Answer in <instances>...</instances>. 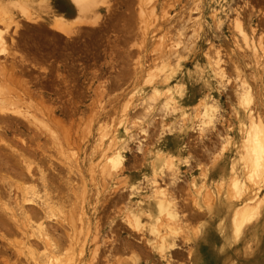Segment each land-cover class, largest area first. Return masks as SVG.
Listing matches in <instances>:
<instances>
[{
    "label": "rangeland",
    "instance_id": "obj_1",
    "mask_svg": "<svg viewBox=\"0 0 264 264\" xmlns=\"http://www.w3.org/2000/svg\"><path fill=\"white\" fill-rule=\"evenodd\" d=\"M147 1L148 0H107L106 5L102 6L100 4V7H97L95 11V17L99 19L98 24H100V27L97 24L98 27H88L89 29L87 28V34H90L89 31H91L92 33L91 35H89L91 38L86 34V31L82 32L81 30L80 35H82L84 38L86 36V38L84 41L81 37L78 44L79 46L82 45L84 47H79L77 44L76 46H78L79 49H77V47L75 46L76 51H74L73 48L68 49V52L70 50L72 51L67 54L64 50L63 53L62 51L60 53L57 46H55L54 51L49 47V44L47 46L45 45L46 40L45 38H43V35L40 32V28L44 31L46 30V25L44 24L41 25L42 27L37 28L33 24L18 19L20 27L15 29L16 33L13 32V27H10L8 29V34L11 35L13 39L17 40V45L14 48V52L17 56L16 58L19 59V57H24L26 59V63H23V67L18 66V68H22V71H24V69L30 70L27 75L22 76V79L27 83V91L24 89L25 93H23L20 86L16 85V82L13 83L14 85H12V83H9L10 89H12V93L10 92L9 94V100L13 99L12 97H14V101L18 98L17 95L16 98L14 95L19 94L20 98L22 99L21 101L28 106L30 105L29 107H31V112L34 113L35 116L40 119L46 118L44 119V122L45 124H49L48 127L51 126L50 128L55 130L53 127L54 124H52L49 119L58 117L62 121L63 126H65V129H68V127L70 128L68 130V135H63L62 129H60V132L62 133H60L58 130V142L53 143L47 135L48 132H46L43 128L39 127L38 131L32 128L34 132L32 131V129L28 128L31 131L29 135V133L26 134V131L24 129H15L13 124L7 123L4 125H0H3L7 129L9 127L8 125L11 126V131L7 134H2V136L0 137L4 138L7 144H10L13 149L21 151L22 153L26 152V149L30 148L28 149V152L30 151V154H32V150V156H36L37 158H39L38 155L41 152V158H44L43 155H45L46 157V160L41 159L43 160V163L46 162V164L42 166L43 169H46V171L48 172L50 170L49 165L52 162L51 166L53 165L52 167H57V169L61 172L62 177L65 175H67L65 176L66 178L68 177V182H66L67 184L63 181L66 179L65 177L62 178V181L63 185L68 186V189H66V186H64L65 189H63L65 191L69 190L68 192L70 193V195L67 196V194L69 193L67 191L66 193H63L65 191L61 192L62 190L60 189L56 192V194H53V200L54 202H56L55 208L57 207V202L65 207H63L64 211L66 212V216L64 217L65 220L60 222L57 221V226L52 224L53 222H50L52 220L51 218L47 220L48 222L43 219L41 220L42 222H44V225L50 224L52 228H55L58 235H63V233H65L63 235L64 237L60 236V239L58 238L60 240L61 247L58 246L59 243L57 242L58 249L56 251L58 253L54 255L53 259L55 260L56 258V261L61 260V262L59 261L58 264L62 262L64 264H136V256H138L139 264H166V262L155 255L153 253V250L151 249L152 242L150 240L153 239V237L147 235L146 232L135 233V231L131 229L130 225L125 224L126 211H128L129 204L131 203L127 201L129 195L128 182L133 179L137 180L138 183H141L139 184L140 187L144 186V181L146 179L150 180L151 177L150 157L153 152L161 149L162 151H164V153L174 152L175 155H177L178 153L179 156L177 155V157L181 159L185 155L186 157L184 158V162H187V164H179V171H177L178 174L173 173L172 171L165 174L166 179L163 178V182L165 184H171L173 182L177 185V188H172L171 190L169 188V191L176 199V202L177 200H179V202H177L179 203V205H176L178 207H183L185 210L184 212H186H183L182 218L184 217V231L185 233L189 234V237L184 235L177 243L179 247H182V252L184 255L180 253L181 251H177L178 254L171 255V257H169V263L264 264V181L255 182L253 186L249 184L251 190L256 191V202H262V204L260 203L259 206V210H261L259 211L258 215L252 218L250 224H247L243 228L241 232L242 235L240 234L237 239H233L232 243L229 244H224V235L222 234V229L226 224V220L228 219V216L232 209L231 205L233 202H229L228 200L226 201V199L220 200L217 197L221 194H216L219 176L220 174H223L225 172L223 164L226 165V161L224 158L225 156H221V154L226 151L224 150L225 148H228L229 150L231 145H233L231 143L234 140V136L236 135L235 133L238 129L235 123L234 116L240 104L238 98H235V96H237L236 94H238V92H236V89H239L241 74L246 78V85H248L250 89L252 88V93L250 94L251 97H254L249 103L250 106L248 104L247 111L249 110V108L250 110H254L257 108L260 112L259 114L261 115V117L264 118V53L262 54L261 52L259 56L253 58L252 60L248 59L247 57L243 58L241 55H239L241 53L238 51V49H236L237 47L234 43L238 41V43L240 44L241 41L239 35L237 34V30L234 29V26L232 24V19L233 17H235L233 16L235 13V8L238 10L242 9L240 10V13L246 12L248 10L246 13H241L242 17L244 18V20H242L243 18H241V20L244 21V26H247L245 28V32L248 34V36H252L253 39L257 41V44L258 41L262 40L263 42L261 43L264 47V26L255 28L256 31H254L255 33L253 34L251 33L252 25L249 22L250 16L253 14H259L256 20L257 22L260 21L261 17L264 18V0H257V2L254 0ZM33 2L39 4L38 8H40V10H43V8L45 7V4H43L41 0H33ZM49 2L52 4L51 7H53V10L55 8L54 13L56 15L60 14V12L57 11V8L61 9L66 7L62 6V4L66 2V0H50ZM143 2H146L147 4ZM223 4L224 6L228 7L227 9H225L226 13H224L225 7L223 6ZM152 7H154L155 9L153 12L154 15H151L150 12ZM242 7H244V10ZM251 7L253 10L251 9ZM249 9L253 11V14ZM112 10L114 11L112 12ZM140 10H142V12H144L143 14H145L146 16L145 17L144 15H142V20H145V22L141 23V25L143 24V27L147 25L145 28H147L148 31L145 32V36L141 35L142 30L139 29L138 25L140 24L141 20L139 19ZM126 14H129L128 17L132 15V18H128ZM260 14H262V16ZM121 15H123V19H121ZM137 17H139V20L137 19ZM114 18H118L120 21H123L125 18V24H130V26L133 27L131 29H134V31H131V37L129 34L125 33V27H122L124 26V22L121 23L120 21H116V23L114 22ZM246 22H248V24ZM120 23L123 25H119ZM141 25L140 27H142ZM91 29L97 30L99 32L102 31V35L97 31L92 32ZM132 32L134 33L132 34ZM93 34L95 37L97 34L98 36L100 35L101 37L99 38L101 39H94ZM125 34L129 36L127 37V35ZM45 47L49 49L47 51L46 49L43 50V48ZM169 47L179 50L175 62H173V57V59L167 58L169 59V62L171 61L172 64H176L173 66L171 64L173 72L177 74L176 76H183L186 69L190 72L189 80L185 79L187 90L185 91L186 101L183 103L184 109L181 111L182 113L180 115H176L175 117H169L162 120L160 118V115L155 114L158 107V105L156 104L153 113L150 115H147L145 113L141 117V121L138 122L133 118V121H135L138 125H141L140 127L146 131V135L141 134L139 129H131V132L135 134V140L132 143L130 141L127 145L128 147L126 148V152L124 154V166L122 168L123 175H120L122 178H117V170L109 171V173H111V176H103L104 174L100 172V168L98 167L99 163L94 164V162L96 163L95 158H98L99 153V149H97V147H99L100 143L98 142V140L101 141V139L99 138V136L101 137L100 130H98L99 126L100 129H102L101 125H111L110 127L108 126V129L112 131V129L121 120L125 119L123 120V122L126 123L128 121H132L130 115L123 116L122 114L123 106L127 101L129 102V105L131 104V107L129 106V108L139 114L141 108L143 107V105H141V102L143 104L145 103L142 100L144 99V96L149 92V87L142 84L143 79L147 74V69H153V63H166L168 60L165 61L164 58H166V56L163 57L164 55H166L165 53H167L166 50H173ZM80 48H82L84 51L82 49L81 51ZM51 50L54 53L53 55ZM162 51H164L165 53ZM215 51L223 54L220 55L223 56L224 64H226L224 83L228 84L226 85V87H224L226 89L224 93H222V97L219 98L221 110L220 116H218L219 118L217 117L216 121L214 122V127H209L208 129L203 128L202 132V127H199V121H196L198 120V116L196 114L199 110H196V112L195 106H197L196 103L199 101V99L209 93V89L207 85H205L204 82L200 80V76L197 74L195 66L197 65L200 68L203 67L205 63L204 61L206 60V55L209 56L208 53L212 54ZM72 52L75 53L73 54ZM83 52L87 54L84 53V55L82 56ZM43 53H45V55ZM46 53H48L47 56ZM36 54L39 55L37 56ZM159 55L161 58H159ZM0 56V61L3 62L4 57H2V55ZM75 56L76 59H74ZM259 58H261V60ZM32 59L34 60V62ZM36 59L38 62L36 61ZM235 59H237V61ZM42 60L43 62H41ZM247 60L249 67L247 65L245 66V64H247ZM39 61L41 63H39ZM234 61H236L239 65L238 70L240 72V77L239 75L237 76V73L232 70L234 69ZM71 62H74L75 66L74 63ZM230 62L233 63L231 64ZM240 62L241 65L239 64ZM6 63L9 64L10 60H7ZM70 64H73V66L70 67ZM255 66V70L257 71L258 75L254 74L252 76V67ZM69 67L70 70H67V68L69 69ZM150 72H152V70ZM247 73L249 76L247 75ZM255 75L258 77H256ZM142 76L144 77L142 78ZM247 80L249 82H247ZM255 84H257V88L254 94L253 89L255 88ZM14 90L17 91L15 92ZM20 94L23 96H21ZM11 95L13 96L11 97ZM66 109L69 110L67 111ZM50 113L52 115H50ZM40 114L42 115L40 116ZM122 117L123 119H121ZM182 121L183 123H181ZM184 123L186 129H184L183 131L179 130V127L182 128L181 125H183ZM125 126L128 125L124 124V127ZM111 127L113 128L111 129ZM8 130H10V127ZM169 130L172 132L167 133ZM20 132L21 134H18ZM161 132L162 138H160L158 134H161ZM36 135L39 136V138ZM17 136L19 139L17 138ZM12 137H14L15 139H13ZM226 138H229L230 140L228 142H225ZM21 139L25 143L20 142L19 140ZM107 140L108 137L104 141ZM128 140L129 138H127L126 142H128ZM31 141H33V143ZM2 146L3 145H0V154L2 155V157L4 154V156H7H5L6 158L9 157L8 159H12L11 155L14 156L16 154L15 152H12L13 149L9 151V149L5 147V145L4 147ZM7 149L8 151H6ZM7 152L9 156L7 155ZM16 160L14 162H16V165H19V167L16 166L17 168L15 167V169L22 172L23 164L19 161L18 163ZM213 160L215 161L213 162ZM37 163L40 166L41 163ZM33 166L36 168L35 164ZM69 170L71 171V173L69 172L67 174V171ZM2 172L3 171L1 170L0 176H12H9L10 178H12V180L10 179V181H8L9 184L8 182H6L8 186L12 181L14 183L15 180H18L15 177L14 173ZM35 173L36 171L34 172V174ZM227 180L228 179L225 180V183L227 182ZM19 181L17 182L19 183ZM21 182H24L23 184L19 183V185H24H20L23 188H28L32 185L31 180H28L27 178H25V180H22ZM71 182H73L72 185L70 184ZM82 182L86 183L87 189L85 197L82 198L84 199V201L83 203H80L82 202V199L79 195L81 194L82 190L81 188H79L81 187L79 183L81 184ZM1 183L0 186H2ZM76 185H79V187H76ZM73 186L77 188L75 189L78 191L76 192L77 194L79 193V195H76L80 198L77 197L79 201H77V207L76 209H73L72 213V209H70L72 208L70 207L72 206V204H68V202H74L75 200L72 199L76 196L74 195V193L72 194V191L74 190ZM70 188H72L71 191ZM120 188L125 189L126 192L122 191L117 194L118 191L117 193L115 191H112L113 189L118 190ZM206 188L209 191L206 190ZM2 189L3 188L1 187L0 194H2ZM37 189H40L39 184H37ZM13 190H15V188H13L11 183V192L10 195L8 194L9 197L7 198L10 204L12 203V205L10 206L14 205L13 193L16 190ZM18 191L19 190H17L15 193L19 198L20 195ZM205 191L210 192L209 200H207L206 196H204L206 193ZM60 192L62 195L65 194L63 195L65 196V203H62L64 200L62 196L60 197L61 199L59 198L60 200L57 198V196H60ZM38 194H42L41 189L38 191ZM117 195H120L119 197L122 199H120ZM55 197L56 200L59 201H56ZM67 197H70L72 200L68 199ZM116 199H118L119 201H117ZM124 199H126V201ZM194 201H196V203ZM236 203L237 201L234 200V204ZM80 204H82V210L80 208ZM207 204L209 208L212 209V213L206 210V207H208ZM25 206L28 207L29 205L27 204ZM130 207L133 206L131 205ZM196 207H202L200 211H204L205 214H196L194 211L195 209H197ZM78 208L80 209L78 210ZM34 209L37 210V207L34 206ZM178 209H180V207ZM69 210L72 213V218L73 216H77L78 214L77 220H75L76 217H74L75 219H72L73 222L75 220L74 223L76 226L72 223V220L68 219V214H70ZM190 212L192 213V215L190 214L188 216ZM83 215L85 216L84 219ZM80 216L81 218H79ZM1 218L3 219V221ZM66 219L69 222L71 221L70 226L69 222H65L67 221ZM86 219H88L89 221ZM18 221H20L19 223L22 226L23 220ZM78 221L81 222L82 226H80V223ZM87 221L89 222V224ZM64 222L67 223L66 226ZM73 225L74 227L72 228L75 229L76 227L77 230V232L76 230L74 232L75 238L72 234V231L74 230L70 228ZM87 226L89 227L87 228ZM80 229L82 233L79 231ZM193 229L195 231L197 230V232L194 233ZM17 230L18 229H16L13 220H11L7 215V212H3L0 209V264H23L24 262V264H27L24 258V254H30L33 250L38 251L42 254L48 253L50 248L42 241H38L29 237V240L27 239L28 243L25 245V238L21 233H18L20 231ZM27 230H24L26 236L34 231L33 227H30V229ZM65 235L67 237H65ZM50 237L51 239L53 238L52 236ZM50 237L49 240L52 242L53 240H51ZM64 242L66 244H64ZM70 242L71 247L69 245ZM80 242L81 246L84 245V255L83 253H81L82 247L80 246ZM16 243H20L21 245L23 244V248L22 246L18 247ZM47 246L49 249L47 248ZM93 246L99 249V251L96 250V254L97 252L99 254L96 255L94 253L93 250L95 249V247ZM59 247L64 249V251L70 248L72 252L70 251L69 253L71 255L68 256V254L61 250ZM113 247H118V249ZM187 247L191 253V255L189 256L184 251ZM38 248L40 249V251ZM17 249L20 255L22 253L21 256L17 254ZM60 250L63 252H61ZM100 252H102L101 254L103 255L104 259L103 257L101 258L102 255L100 254ZM59 253L60 255L62 254V258L60 257V255H58ZM91 253L96 257H93ZM91 258L93 260H91ZM46 263V259H42L40 262V264Z\"/></svg>",
    "mask_w": 264,
    "mask_h": 264
},
{
    "label": "bare ground",
    "instance_id": "obj_2",
    "mask_svg": "<svg viewBox=\"0 0 264 264\" xmlns=\"http://www.w3.org/2000/svg\"><path fill=\"white\" fill-rule=\"evenodd\" d=\"M49 1L50 0H41V2H43V4H45V7L43 8V10H40V8H38L39 4L34 3L33 0H0V26H2V27H0V29H1L0 30V55H2V57H4V59H3L4 61L3 60H2L3 62L0 61V125L1 124L4 125L7 123L13 124L15 129L16 128L24 129L26 131V134L29 133V135H30L31 131L28 128H30V129L34 128L36 131L39 130V127L43 128V129H45L46 132H48L47 135L49 136L51 141L54 143V142H58V139H59V136L57 134L58 130L60 132V129H62L63 133L62 132H60V133H62L63 135H68L69 134L68 130L70 128L68 127V129H65V126H63L62 121L58 117H57L58 119L55 117L49 119L51 121V123L54 124L53 127L55 130L50 128L51 126L48 127L49 124L46 123L47 124L46 125L44 122V119H46V118L40 119L37 116H35L34 113L31 112V109H30L31 107H29L30 105L28 106L27 104H25L24 102L21 101L22 99L20 98L19 94L14 93L15 98H16V95L18 98L13 101L14 97H12L13 95H11V97L13 99L9 100L10 99L9 94L12 91V89H10L9 83H12V85H14L13 83L16 82V85L20 86V88H22L21 90L23 91V93H25L24 89L27 91V89H26L27 83L25 82V80L22 79V76L27 75L28 72H30V70L24 69V71H22L21 70L22 68H18V66L23 67V63H26V59L24 57H19V59L16 58L17 56H16V53L14 52V48L17 45V40L13 39L12 36L8 34V29L10 27H13L14 28L13 32L16 33L15 29L20 27L19 20H23L27 23L33 24L37 28L42 27L41 25L44 24V25H46L45 26L46 30L44 31L40 28V30H41L40 32L43 35V38H45V40H46L45 45L47 46L49 44V47L52 50H54L55 46H57L60 53H61V51L63 53V50H64L65 53L67 54V53H70L72 51V50H70L68 52L67 51L68 49L73 48V50L76 51L75 46L80 42L81 37H82V40L85 41L86 36L84 38L82 35H80L81 30H82V32H84L87 30L88 27L95 28V27H98L100 25V24H98L99 19L95 17L96 16L95 11H96L97 7H100V4L102 6L106 5L107 0H66V2L64 4H62V6H66L65 8H61V9L57 8V11L60 12V14H58V15H56L54 13L55 8L53 10V7H51L52 4ZM254 1L257 2V0H254ZM147 2H149V0ZM143 3H146V2H143ZM251 3H252V1H251ZM223 6H224V4H223ZM248 6H249V2H248ZM224 7H225L224 13H226L225 9H227L228 7H226V6H224ZM252 7H251V9H252ZM242 8L244 10V7H242ZM108 9H112V8H108ZM246 9H247V7H246ZM154 10H155L154 7H152L150 10L151 15H154V13H153ZM240 10H242V9H240ZM240 10H238L236 8L234 9L235 13L233 16H235V17H233V19H232V24L234 26V29L237 30V32H238L237 34L240 37L241 43L239 44L237 41L234 44H236V47H237L236 49H238V51L241 53L239 55H241L243 58L247 57L248 59L252 60L253 58H256L257 56H259L261 52H262V54L264 53V47L262 46V43H261L263 41L260 40V41H258V44H257L256 43L257 41H255L252 36H248V34L245 32V28L247 26L246 27L244 26L245 24H244V21H242V20H244V18L242 17V14L246 13L248 10L246 12H243V13L241 12L242 14L240 13ZM252 10H250L251 13L253 12ZM113 11L114 10H112V12ZM139 13H140V18L137 17V19L138 18L141 19L140 24H138L139 29L142 30L141 35L145 36V32L148 31L147 28H145L147 25L144 27H143V24L141 25V23L145 22V20H142V15L145 16V14H143L144 12H142V10H140ZM248 13H250V12H248ZM128 15L126 14L127 17H128ZM258 15H256V14H253L251 16L249 15L250 21L249 20L248 21L252 25V27H251L252 32L251 33H253V34L255 33L254 31H256L255 28H257L259 26H264V18L261 17L262 14H260L261 15L260 16L261 19L259 18L260 21H258V22L256 21ZM122 16L123 15L120 16L121 19H123ZM137 16H139V15H137ZM120 17H119V19H120ZM145 17H143V18H145ZM263 17H264V15H263ZM128 18H132V15ZM241 18H243V19L241 20ZM114 19H115L114 22L120 21L118 18H114ZM124 20H125V18H124ZM124 20L120 21V22L122 23V22H124ZM121 23L119 25L124 24V26H122V27L123 28L125 27V30H126V31L124 30L125 33L130 35L131 31H134V29H131L133 27H131L130 24H128V23L125 24V22L123 24H121ZM246 23L248 24V22H246ZM250 23H249V25H250ZM97 24H98V26H97ZM140 25L142 27H140ZM84 28H85V30H84ZM145 29H146V31H145ZM94 31L96 32L97 30H92V32H94ZM89 32H90L89 35H91L92 34L91 31H89ZM97 32H99V31H97ZM100 33L102 35V31H100L99 34ZM133 33L134 32H132V34ZM86 34H87V31H86ZM127 34H125V35H127ZM129 35H127V37ZM97 36H98V34L96 35V37ZM93 37H94V39H98V40L101 39V38H99V37H101L100 35L96 38L93 34ZM130 37H131V35H130ZM90 38H89V40H90ZM258 38H259V35H258ZM260 39H261V37H260ZM235 40H236V38H235ZM78 46H79V44H78ZM78 46H76L77 49H79L80 46L84 47L82 45H80L79 47ZM169 48L173 49L172 47H169ZM45 49L47 51L49 48L48 49L46 47L43 48V50H45ZM81 49L82 48H80V50ZM52 50H51V52L53 55L54 53ZM87 51H89V50H87ZM178 51L179 50H177V49H173V50L167 49L166 50L167 53L162 51L166 54L163 56V57L166 56V58H164L165 61L166 60H168V61L164 64H162V63L160 64L159 62H158L159 64L153 63L154 66H153V69H151L152 72H150L151 70L149 68H148L149 70L146 68L147 74L144 72L146 75H145V77L142 76V78L144 77L142 84L149 87L148 88L149 92L144 96V99L142 100L145 103L143 104L141 102V105H143V107L141 108V111L139 112V114H137L134 110H131L129 108V106L131 107V104L129 105L128 101H127L128 103L126 102L127 104L126 103L124 104L123 109H122L123 116H129L130 115L132 121H128L127 123L123 122V120H125V119H123V117H122L121 119H123V120L120 119L121 121L120 122L118 121L119 123L115 127L113 126L114 128L111 127V129L113 128L112 131H110L108 129L111 125L110 126L108 124H106L107 126L105 124H104L105 126L101 125L102 129H100V126H99L98 130H100V135H101V137L99 136V138L101 139V141L98 140V142L100 143L99 147H97V149H99L98 150L99 153H98V158H95L96 163L94 162V164L99 163L98 167L100 168V172L102 174H104L103 176H105V175L109 176L111 174V173H109V171H112V170L116 171L117 170V178H122L120 175H123L122 174V172H123L122 168L124 166V154L126 152V148L128 147L127 145L130 141L132 143L135 140V137H134L135 134L131 132V129H133V130L139 129L141 134L146 135L145 134L146 131L140 127L141 125H138L135 121H133L134 119H136L139 122V121H141V117L145 113L147 115L152 114L153 111L155 110L156 104L158 105V107H157L155 114L160 115V118L162 120L169 118V117H175L176 115H178V114L180 115L182 113L181 111L184 109L183 103L186 101L185 100L186 99V92L185 91L187 90L185 79L189 80V78H190L189 73L190 72H189V70L186 69L184 75L178 76V77L176 76L177 74H175L173 72V68L171 67L172 63H171V61L169 62V59L174 58L173 62H175L176 57L178 56L177 55ZM43 52H45V51H43ZM85 52H86V50H85ZM85 52H83L82 56L84 55ZM40 53H42V52H40ZM72 53L74 54L75 52H72ZM213 53H212L213 55L209 54V53H208L209 56L206 55V60L204 61L205 63L203 65V67L200 68L197 65L195 66L196 72L200 76V80H202L204 82V84L207 85V87L209 89V93L207 95L203 96L201 99H199V101L196 103L197 104V106H195L196 109L193 107L195 109V111L199 110L198 113L196 114L198 116V117L196 116L198 119L196 121H199V123H200L199 127H202L201 131L203 128L208 129L209 127L210 128L214 127V125H215L214 122L216 121L217 117L220 116V111H221L219 98L222 97V93H224V91L226 89L224 87H226V85L228 84V83H226V84L224 83V81H225V70H226L225 65L226 64H224V59L222 56L223 54L219 53L217 51H215ZM39 54H36V55L38 56ZM43 54L45 55V53H43ZM47 54L48 53H46V56H47ZM71 54H70V56H71ZM85 54H87V53H85ZM220 54H222V55H220ZM56 55H58V54H56ZM56 55H54V56H56ZM210 55H212V56H210ZM34 57H36V56H34ZM77 58H79V57H77ZM159 58H161L160 55H159ZM167 58H169V59H167ZM74 59H76V56ZM229 59H230V57H229ZM259 59L261 60V58H259ZM7 60L8 61L10 60L9 64L6 63ZM235 60L237 61V59H235ZM36 61H37V59H36ZM236 61H234V64H233L234 69H232V70L237 73V76L239 75V77H240V72L238 70L239 65ZM33 62H34V60H33ZM41 62H43V60ZM41 62L39 61V63H41ZM177 62H178V60H177ZM71 63H74V62H71ZM255 63H256V61H255ZM15 64H17V65H15ZM239 64L241 65V62ZM173 65H176V64H172V66ZM246 65L249 67L248 60H247V64H245V66ZM250 65H252V64H250ZM69 66L72 67L73 64L72 65L70 64ZM74 66H75V63H74ZM70 67H69V69L67 68V70H70ZM255 68H256V66L252 67V72L250 71L251 69L249 70L251 72L252 76L254 74L258 75ZM72 69H74V68H72ZM247 75H248V73H247ZM256 77H258V76H256ZM245 79L246 78L243 77L241 74L240 82H239L240 92H239V89L237 88L236 92H238V94H236L237 96H235V98H238L239 104H240L238 106V108L235 112V116H234L235 123H236L238 129H237V132L235 133L236 135L234 136V140L231 143L233 145H231L229 150H228V148H225L224 150H226V151L221 154V156H225L224 158L226 161V165L223 164L225 172L223 174H220V176L218 175L219 180L217 183L216 194H221V195H219L217 198H219L220 200L226 199V201L228 200L229 202H233L231 205L232 209L230 211L228 219L226 220V224H225L224 228L222 229V234L224 235V244L232 243L233 239H237L240 236L243 228L247 224H250L253 217L258 215L259 211L261 210V209L259 210L260 203L262 204V202H260V203L256 202V200H255V198L257 197L256 191L251 190L249 184H251L253 186V184L255 182L264 181V122H263L264 118L261 117V115L259 114L260 112L257 108L254 110L252 109L253 111L250 110V108H249V110L247 111L248 104L250 103L251 99L254 97H251L250 93H252V91H251L252 88L250 89V87L248 85H246L247 83H246ZM253 79H255V78H253ZM183 81H184V84H183ZM247 82H249V81L247 80ZM256 86H257V84L254 85V87H255L253 89L254 94H255V90L257 88ZM18 93H20V92H18ZM21 96H23V95H21ZM249 106H250V104H249ZM41 115L42 114H40V116ZM50 115H52V114L50 113ZM181 123H183V121ZM52 124H50V125H52ZM124 124H127L128 126L124 127ZM3 125L0 126V136H2V134H7L8 132L11 131L10 125H8L10 127V130H8L9 127L7 129ZM181 126H182V128L179 127L180 128L179 130L183 131L184 129H186L185 123ZM137 127H139V128H137ZM32 131H33V129H32ZM21 132L18 134H21ZM171 132L172 131L169 130L167 133H171ZM158 134H159L160 138H162V132H161V134L160 133H158ZM158 134H157V136H158ZM3 137H4V135H3ZM37 137L39 138V136H37ZM107 137H108V140L104 141ZM12 138L15 139L14 137H12ZM17 138H18V136H17ZM127 138H129L128 142H126ZM29 140H31V139H29ZM229 140H230L229 138H226L225 142H228ZM4 141H5L4 138L0 137V145H3L2 147H4V145H5V147H7L9 149V151H11V149H13V148L10 146V144H7V142L6 141L4 142ZM19 141L22 143H25V142H23L22 139ZM33 141H31V142L33 143ZM22 143H20V144H22ZM26 145H27V143H26ZM8 149L6 151H8ZM28 149H30V148H28ZM28 149H26L27 150L26 152H22V153H21V151L13 149L12 152L13 153L15 152L16 154L14 156L11 155L12 159H8L9 157L6 158L7 156L5 155L6 156L5 157L4 154L2 157V155L0 154V169L3 172L14 173L15 177L18 180H15L14 183L12 181L11 183H12L13 188H15L16 191L19 190L18 192L20 195V197L18 198L16 193H15L16 191L13 190V191H15L13 193L14 205L10 206V205H12V203L10 204V202H9V200H7V198L9 197L10 192H11L10 191L11 183L8 186V184H9L8 181H10V179L12 180V178L9 177L11 175L0 176V183L2 182L1 183L2 186H0V188L1 187L3 188L2 194H0V209L3 212H7V215L10 217L11 220H13L16 229H18L20 231L18 233H21L23 235V237L25 238V240H24L25 245L28 243L27 239L30 237V238L36 239L38 241L44 242L50 248L49 249L47 246V248L49 249L47 254H45V253L42 254V253H39L38 251H34V250L31 251L30 254L25 253L24 258H25L27 264H40L42 259L47 260L46 264H58V262L59 261L61 262V260L56 261V258H55V260L53 258H54V255L58 253L56 250L58 249L57 247L60 246V240H59L60 238L59 237L63 236L65 233H63V235H58L55 228H52L50 226V224L44 225V222H42L41 220L43 219V220L47 221L51 218L52 220L50 222L51 223L53 222L52 224H54L56 226H57V223H56L57 221L60 222V221L65 220L64 217L66 216V212L63 209L64 206L60 205L57 202L58 208L57 207L55 208L56 202H54V200H53V197H54L53 194L54 193L56 194V192L59 191V189L62 190L61 192L65 191L64 186H66L67 187L66 189H68L67 185H63V181L65 183L68 182V177L67 178L65 177L67 175L62 177L61 172L57 169V167H55V166L52 167L53 165L51 166L52 162L49 165V161H48V165H49L50 170L47 169V170H49L47 172L46 169L42 168V166L44 164H46V162L44 161L45 163H43L42 162L43 160H41V159L46 160L45 155H43L44 158L43 157L41 158V152H40V154L38 155L39 158H37L36 156L34 157V156H32L33 151L31 150L32 154H30V151L28 152ZM0 150H1V148H0ZM185 150H187V149H185ZM24 151H25V147H24ZM2 152H3V150H2ZM25 154H26V156H25ZM7 155H8V152H7ZM177 155H178V153H177ZM177 155H175L174 152L173 153H164V151H162L161 149L156 150L155 152L152 153V155L150 157V162H151L150 163V167H151L150 180H148V179H146L145 181L143 180L145 182V184L143 183L144 186H142V187H140L139 184H141V183H138L137 180L131 179L128 182L129 195H128L127 201L129 203L130 202L131 203L129 204L128 211H126V215H125L126 222H125V224L130 225L131 229L133 231H135V233L136 232L137 233L146 232L147 235H149L150 237H153V239L150 240L152 242L151 243V245H152L151 249L153 250V253L155 255H157L158 257H160L161 259H163L164 262H166V264L172 263V262L169 263V257H171V255L178 254L177 251H181L180 253L183 254L182 247H179L177 243L184 235L189 237V234L185 233V231H184V229H185L184 223H183L184 217L182 218L183 212L185 210L181 206H179L180 209H178L179 207L176 204L179 205V203H177V202H179V200H177V202H176L175 201L176 199L172 196L171 192L169 191V188H170V190L172 188H177V185L174 184L173 182L171 184L170 183L165 184L163 182V178H165L166 173H170L172 171H173V173H177V171H179V169H178L179 164H182V163L187 164V162H184V158L186 157L185 155L183 156L182 159L178 158ZM218 156H220V155H218ZM15 160L17 162L19 161L20 163L23 164V165L20 164L23 166V168L21 167L22 172L15 169L16 166L19 167V165H16V162H14ZM215 160H213V162ZM37 162L41 163L40 166L38 165ZM34 164H35L36 168L33 166ZM24 166H25V169H24ZM21 168H19V169H21ZM35 171H36V173L34 174ZM174 171H176V172H174ZM23 172H26V173H23ZM69 172L71 173V171L69 170V171H67V174ZM64 177L66 179L62 181V178H64ZM25 178H27L28 180H31V182H32L31 183L32 185L28 188L22 187V186H24V185H22L24 182L22 183L21 181L25 180ZM226 179H228V180L225 183ZM79 180H78V182H79ZM17 181H19V183H22V184H20L22 186H20ZM6 182H8V184ZM72 183L73 182H71L70 184L72 185ZM37 184H39V188L42 191L41 195H39L40 193L38 194V191L40 189L39 190L37 189ZM79 185L81 187H79ZM79 185L78 186L76 185V187L81 188V190H82L81 194L80 195H79V193L77 194L78 191L76 190L77 188L75 186H73L74 187L73 191H75V192L72 191V194L73 193H74V195L77 194L82 199L85 197V193H86V189H87L86 183L82 182L81 184L79 183ZM175 185H176V187H175ZM256 185H258V184H256ZM71 189L72 188H70V191H71ZM206 190H208V189L206 188ZM66 191L68 192L69 190H66ZM66 191L63 193H66ZM112 191L113 192L115 191L116 193L118 191L117 194H119L122 191L126 192L125 189H123V188H120L118 190L113 189ZM208 191L207 192L205 191L206 193L204 195V196H206L207 200H209V197H210V192H208ZM61 192H60V196H57V198L59 199L62 196V198L64 199L62 203H65L66 202L65 198H64L65 196H63L65 194L62 195ZM68 195H70V193L67 194V196ZM77 195L74 198H72L70 196L72 199H75L74 202L73 201L70 202L68 200L69 201L68 204L69 203L72 204V206H70V207H72V208H70V209H72V213H73V209H76V207H77V201H79V199H77V197H79V196H77ZM106 195H108V194H106ZM109 196H111V195H109ZM70 197L69 198L67 197V198L72 200ZM112 197H113V195H112ZM120 199H122V198H120ZM55 200H56V197H55ZM59 200H56V201H59ZM116 200L119 201L118 199H116ZM124 200L126 201V199H124ZM234 200L237 201L236 204H234ZM83 201H84V199H82V202H80V203H83ZM194 202L196 203V201H194ZM220 202H224V201H220ZM24 203H26V204H24ZM27 204L29 206L32 205L31 207H33V208H31L29 206H28L29 207L28 208L27 206H25ZM200 204H201V202H200ZM33 205L37 207V210L34 209ZM81 205L82 204H80V208H81ZM131 205L133 207H130ZM207 206H208V204H207ZM80 208H78V210ZM196 208L197 209L194 210L196 214H202V215L205 214L204 211H200L202 209V207H200V208L196 207ZM81 210H82V208H81ZM206 210L209 211L210 213H212V209L209 208V206L206 207ZM72 213L70 211V214H68L69 215L68 219L72 220L74 217H76V219L75 218L74 219L77 220L78 214H77V216H73V218H72ZM184 213H186V212H184ZM190 214L192 215V213L190 212L188 214V216ZM206 214H207V212H206ZM80 215H81V213H80ZM79 218H81V216ZM84 218H85V216L83 217V219ZM18 220H23L22 226L19 223L20 221H18ZM75 220H74V222H75ZM86 220H88V219H86ZM2 221H3V219H2ZM65 222L68 223L69 221L67 220ZM65 222H64V224L66 226L67 223H65ZM70 222H69V226H70ZM74 222L72 220V223L75 225ZM79 223H80V226H82L81 222H79ZM8 224H9V221H8ZM88 224H89V222H88ZM222 224H223V222H222ZM74 225L71 226L70 228L74 227ZM86 225H87V223H86ZM30 227L31 228L33 227L34 231L32 230L33 232L29 233V235L27 233L28 236H26L25 231L27 229H30ZM88 227L89 226H87V228ZM72 229L74 230V231L71 230L73 232L72 234L74 236V232L76 230V227H75V229L74 228H72ZM79 231L81 232V229ZM76 232H77V230H76ZM196 232H197V230L196 231L194 230V233H196ZM66 235H65V237H67ZM50 236H52L53 238L51 239ZM56 236H58V237H56ZM49 237L51 240H53L52 242L49 240ZM74 238H75V236H74ZM54 239H56V240H54ZM22 240H23V238H22ZM94 240H95V238H94ZM72 241H74V240H72ZM57 242L59 243L58 246H57ZM51 243H53V244H51ZM75 243H76V240H75ZM84 243H86V242H84ZM23 244H24V242H23ZM23 244L21 245L20 243H18V244L16 243V245L18 247L22 246V248H23ZM64 244H66V243L64 242ZM70 244H71V242L69 243V245ZM97 244H99V243H97ZM46 245H45V247H46ZM80 246H81V242H80ZM83 246H81L82 251L81 250L80 251L84 255ZM67 247H69V246H67ZM70 247H71V245H70ZM93 247H95V246H93ZM26 248H27V246H26ZM113 248L118 249V247H113ZM60 249L64 251V249H62V248H60ZM71 249H73V248H71ZM96 250L99 251V249H97L95 247V249L93 250L95 254H96ZM17 251H18V249H17ZM39 251H40V249H39ZM63 251H61V252H63ZM70 251H71L70 248H68V250H65L64 252H66L69 256V255H71L69 253ZM184 251L188 254V256L191 255L190 251L188 250V247ZM27 252H29V251H27ZM101 253L102 252H100V254ZM17 254H19V251ZM97 254H99V253L97 252ZM21 255H22V253H21ZM49 255H51V256H49ZM58 255H60V253ZM61 256H62V254L60 255V257ZM94 256L95 255H93V257ZM79 257H80V255H79ZM102 257H103V255L101 256V258ZM103 259H104V257H103ZM91 260H93V259L91 258ZM94 261H95V258H94ZM62 263H60V264H62ZM136 264H139L138 256H136Z\"/></svg>",
    "mask_w": 264,
    "mask_h": 264
},
{
    "label": "snow or ice",
    "instance_id": "obj_3",
    "mask_svg": "<svg viewBox=\"0 0 264 264\" xmlns=\"http://www.w3.org/2000/svg\"><path fill=\"white\" fill-rule=\"evenodd\" d=\"M255 175V174H254Z\"/></svg>",
    "mask_w": 264,
    "mask_h": 264
}]
</instances>
